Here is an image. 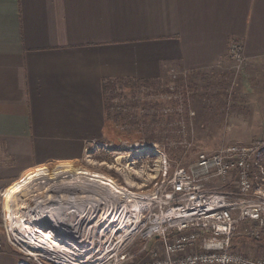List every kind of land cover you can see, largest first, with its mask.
Returning a JSON list of instances; mask_svg holds the SVG:
<instances>
[{"label":"crops","instance_id":"obj_1","mask_svg":"<svg viewBox=\"0 0 264 264\" xmlns=\"http://www.w3.org/2000/svg\"><path fill=\"white\" fill-rule=\"evenodd\" d=\"M234 44L246 76L264 75V0H0V183L76 163L107 138L104 82L199 78ZM250 117L264 141V117ZM0 264L15 254L0 247Z\"/></svg>","mask_w":264,"mask_h":264},{"label":"rangeland","instance_id":"obj_2","mask_svg":"<svg viewBox=\"0 0 264 264\" xmlns=\"http://www.w3.org/2000/svg\"><path fill=\"white\" fill-rule=\"evenodd\" d=\"M243 70V62L231 58L226 67L195 79L193 74L172 69L159 81L128 85L118 82L116 90L106 96V122L113 131L90 147L82 160L47 163L31 170L42 169L47 172L44 176L26 178L23 174L0 183V247L15 254L16 264L98 262L99 253L106 247L112 248L114 215H120L119 209H130L131 203L90 176L71 175L68 170L63 175L60 170L74 166L97 172L111 178L122 192L121 187L146 193L158 181L159 153L165 155L172 172L176 167H191L201 152L214 153L233 144L259 142L257 137H251L255 127L250 129L247 123L254 113L264 117V75L251 72V76H246ZM240 92H249L252 98L245 99L242 106L233 102L234 108L230 109L231 99L237 100ZM239 113L246 118L243 128L233 124ZM262 164L264 169V149ZM11 185L13 194L4 208L3 193ZM212 187L225 191L235 186L215 180ZM59 195L78 197L73 206L80 207L71 206L72 211L67 213L81 210L79 214L87 223L81 235L85 240L81 243L82 257L78 253L73 256L74 247L68 246L72 250L62 260L38 245L52 231L49 227L38 229L36 221L44 217L37 212H42V206ZM250 226L249 221L235 225L233 247L246 256L264 260V226L257 238L244 234ZM61 245L64 241L54 246L58 250Z\"/></svg>","mask_w":264,"mask_h":264},{"label":"built area","instance_id":"obj_3","mask_svg":"<svg viewBox=\"0 0 264 264\" xmlns=\"http://www.w3.org/2000/svg\"><path fill=\"white\" fill-rule=\"evenodd\" d=\"M231 58L241 61L237 44ZM263 149L259 141L201 152L191 167L172 172L159 153L158 181L149 192L120 186L132 207L114 215L112 248L100 252L95 264H264L233 247L236 224L249 221L244 234L255 238L264 226ZM215 180L235 187L216 190Z\"/></svg>","mask_w":264,"mask_h":264},{"label":"bare ground","instance_id":"obj_4","mask_svg":"<svg viewBox=\"0 0 264 264\" xmlns=\"http://www.w3.org/2000/svg\"><path fill=\"white\" fill-rule=\"evenodd\" d=\"M73 167L66 168L65 170H60V171H63L61 172L62 174L67 173L66 170H68L69 173H71V175L90 176L91 178L95 179V181L99 182L100 184L108 186L109 189H111L114 193H122V191L119 190V188L116 186V184L111 178L103 174L97 173V172H89L87 170L73 168ZM46 174L47 172L42 171L41 169V170H35L34 172L28 173L24 176L27 178L28 176L38 177V176H44ZM12 187H13L12 185L9 186L7 189H5L3 193V207L4 208L6 207L7 200L13 194ZM52 200L53 202H47L42 206V210L41 209L39 210L42 212H37V215H43L44 217L43 220L39 219L36 221V223L39 225L38 229L41 230L42 227H47V228L49 227L51 229L50 231H52V233L49 232L45 236L44 241L40 242L38 245H40L42 248L49 250L50 252H54L55 254L53 256H55L56 258H60L62 260H64L65 256L69 255L67 252H70L72 250V249H69L68 246L74 247V250H72L73 256H76L77 255L76 253H78V255H81V252L83 251L82 250L83 246L81 245V243L85 241L81 235L86 231L87 223L85 222L82 215L79 214L81 210H79L78 213H67L68 210L72 211V207L73 208L78 207V206L76 207L73 206V205H76L74 203L78 201V197L59 195L56 198H53L48 201H52ZM38 203H41V202H38ZM61 241H64V245L59 246L60 248L56 250L54 245H56V243L59 245ZM86 253L87 255L89 254V252H86ZM62 263H66V262L63 261ZM80 263L83 264L82 262Z\"/></svg>","mask_w":264,"mask_h":264},{"label":"trees","instance_id":"obj_5","mask_svg":"<svg viewBox=\"0 0 264 264\" xmlns=\"http://www.w3.org/2000/svg\"><path fill=\"white\" fill-rule=\"evenodd\" d=\"M118 82L128 85V84L136 83L138 81H136V80H127V79H124V80L123 79H119V80H114V81H106L103 84V93H104V96H107L108 93H111V92L115 91ZM143 82H149V81H143ZM150 135L153 136L152 132H151ZM179 151H180V149H179Z\"/></svg>","mask_w":264,"mask_h":264}]
</instances>
